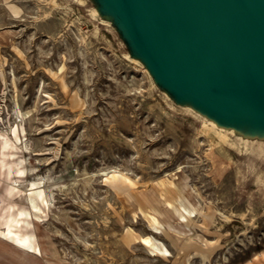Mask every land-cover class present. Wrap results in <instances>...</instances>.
Here are the masks:
<instances>
[{
    "label": "rangeland",
    "instance_id": "rangeland-1",
    "mask_svg": "<svg viewBox=\"0 0 264 264\" xmlns=\"http://www.w3.org/2000/svg\"><path fill=\"white\" fill-rule=\"evenodd\" d=\"M0 230V264H264V119L168 85L108 0H0Z\"/></svg>",
    "mask_w": 264,
    "mask_h": 264
},
{
    "label": "water",
    "instance_id": "water-1",
    "mask_svg": "<svg viewBox=\"0 0 264 264\" xmlns=\"http://www.w3.org/2000/svg\"><path fill=\"white\" fill-rule=\"evenodd\" d=\"M108 2L168 85L224 116L264 119V0Z\"/></svg>",
    "mask_w": 264,
    "mask_h": 264
},
{
    "label": "bare ground",
    "instance_id": "bare-ground-1",
    "mask_svg": "<svg viewBox=\"0 0 264 264\" xmlns=\"http://www.w3.org/2000/svg\"><path fill=\"white\" fill-rule=\"evenodd\" d=\"M187 104H188L189 106L193 107V105H192L191 102H187ZM209 122H210V124H211L213 127H217V128H219V129L222 128V126L220 125V123L218 122V120H216L215 118H210V119H209ZM222 135H223V134H222ZM223 136H224V135H223ZM224 137H225V136H224ZM7 147H8V142H5V143L3 144V148L6 149ZM32 185H33V187H35V185H37V182H36V181L32 182ZM33 187H32V188H33ZM13 192H15V188H14V186H13V188H12L11 194H12ZM30 200L33 202V207H36V204L34 203V199H33V198H30ZM0 239H1V240L3 239V240L6 241L5 236H4V231H3V230H0ZM12 245L16 246L18 249H20V250H22V251L29 252V251H27L25 248H23V247L20 246V245H17V244H12Z\"/></svg>",
    "mask_w": 264,
    "mask_h": 264
}]
</instances>
